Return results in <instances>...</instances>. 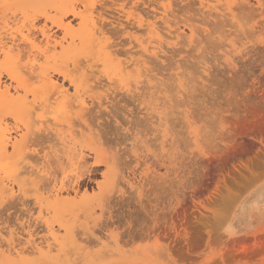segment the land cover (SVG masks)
<instances>
[{"label":"rangeland","instance_id":"rangeland-1","mask_svg":"<svg viewBox=\"0 0 264 264\" xmlns=\"http://www.w3.org/2000/svg\"><path fill=\"white\" fill-rule=\"evenodd\" d=\"M9 1L0 0V6L4 5L5 2L11 4L13 0ZM200 1L186 0V2L182 3L180 0H142V2H137L138 6L133 0H80L78 2L74 0V2L78 3L77 5H79L81 11H83L86 20L92 21L99 26H102L104 23V26H106L105 30L107 31L105 37L113 48L111 49L110 47L112 51L109 50L110 58L109 56L107 57L109 61L104 63V59L98 55L99 53L96 49L95 51L92 48L89 49L81 46L83 48L82 51L85 48L87 49L85 51L90 50L88 53L92 56L88 53L89 58L85 53L81 55V48L79 47L81 43L78 41L76 43L78 46L76 47L80 48H77L80 54L72 56L73 53H69V56L66 55L64 60L59 59L60 61L63 60V62L58 61L59 64L64 63L65 65V60H68L69 64L67 63V66L69 65L70 69L74 63L78 62L83 66H87V68L81 67L82 70H86L87 76L90 74L87 71L92 72V69L96 73L95 78L93 72L91 73L93 77L89 75V78L88 76L89 79L94 78V80L88 79V86L85 89L86 91L89 88L88 90L90 91L87 90L86 93L89 96H84L86 104L88 103V109H90L88 111L89 117L85 116L88 119L84 118L81 121L79 118H75L81 113L79 111L80 108L76 106L74 107L78 108V110L75 109V111L79 113H76L72 107L70 111H73V114L75 112L76 115L75 117H69L71 113L69 108L61 102L57 103L59 104L57 107L55 103L50 105L42 99L38 100L39 98H36L35 100L32 93L25 95L26 92L23 89H20L18 94H14L13 92L14 98H17L16 100L22 99L23 103H25L18 108L12 107L11 104L7 106L8 101L0 100V125L8 133H11V137H17L18 133L27 134L33 131V133L39 134V136L36 135L39 137H37L38 141L52 138L53 142L56 140L59 142V144L57 142L56 144L54 143L56 146L51 140L48 142L44 141L45 144L42 142L41 145V141L37 143L33 140V143L36 144L21 153L23 160H25L21 163L23 167L28 163L41 167L40 163L43 160L41 157L47 153L46 151H49V145L53 148L57 147L54 148L56 151L58 149L55 155L51 154L55 156L53 159L51 155V157L48 156L50 162L52 161L51 163H53L58 158L59 160L63 159V162L65 161V165L61 164L62 166H59V160L57 161V163L59 162L58 166L55 163L56 161L54 162L55 164H49L51 168L52 165L58 168L57 170L56 167L55 169H48L49 174L51 172L50 176L48 175L47 177L49 179L46 178L47 180L45 179L44 181L37 179L40 180V185L43 182V187L38 186L37 180L30 179L25 174H22L24 170L19 165H17L19 168L13 165L16 171L18 169L19 172H22L20 174L24 175H21L19 179H17V173H14V175L9 171H7V173L9 172L8 174L0 171V181L9 188L13 187L15 189V196L1 193L2 190H0V196L2 197L0 198V264H42L46 260L49 262L46 261L48 264H264V0H246L243 2V5L247 2L245 6L242 3L239 4V1L236 6L232 0H229V2L228 0H202L203 6ZM205 2L207 7L205 6ZM7 5L0 8V25L3 23L1 21L3 20V15L1 14L4 13L6 15L9 12L2 11L1 9H4ZM164 5L168 6L167 16L169 17L167 19L170 22L165 20L167 24L169 22L168 26H166V23L160 22V18L157 17V15L160 16L158 13ZM239 5H242L244 8L241 7L244 10ZM215 6H218V8ZM230 6H232L233 10L239 8L238 11L234 10L237 19L229 15L227 9ZM181 9H185V11ZM48 11L50 17L54 19L56 17L55 11L53 9H49ZM170 12H172V15ZM138 14H141L144 19V26L141 29L137 27ZM153 14L157 17L156 19L153 17L155 20L150 18ZM195 14L197 15L194 17ZM201 14L205 15V17L201 16ZM10 15L9 17L12 19L13 15ZM19 16L22 17L20 14ZM238 16H240L239 19L242 17V21L245 18L246 24L242 23V25V21L238 19ZM16 17L18 18V16ZM17 18L13 16V19L16 20ZM116 18L118 19L116 20ZM149 19L154 20L155 23L158 19L157 27L160 28L159 43L162 42L159 47L161 45L163 47L159 48L160 50L157 48L156 50H152V46L158 47V44L155 42L156 38L152 39V34L146 30ZM118 20L123 25V27H120L122 30L124 29L123 31L118 29L119 26L117 27L118 30L114 29L117 24L111 27L112 25L110 26L108 23L117 22ZM8 21H11L10 18ZM17 21L19 22V20ZM21 21L22 18L20 19ZM66 21H71L74 30L79 27V19L67 17ZM172 21L177 22L176 25L173 22L174 26H172ZM18 22L12 20L10 24L11 26L15 24L13 27L16 25L21 26L22 24ZM44 24L45 20L43 18H40L36 22L37 28H42ZM132 24H134V27ZM47 25L52 26V23L49 21ZM1 26L0 29H2ZM169 28L172 32L170 35L168 33ZM234 28L235 30L239 28L238 31L236 30L237 33ZM22 30L24 34H28L27 28H22ZM175 30L176 33L186 35H183L185 38L181 34H174ZM2 31L4 30H0V34ZM51 33L55 34L57 40L62 41L64 46L71 43L70 36L64 38V34L56 27L52 28ZM211 33L214 34L211 35ZM245 33L247 34L244 35ZM35 34L34 37L39 38L37 40L39 42L41 36L36 32ZM177 35H179L178 38ZM173 37L174 39H172ZM226 37L230 39L227 38L224 41ZM223 42L227 44L225 43L226 45H224ZM137 43L140 44V47ZM19 44H22V42H19ZM147 47L151 48H149V53L145 54L143 49ZM25 53L26 51L21 53V55H25ZM58 53H61L60 47L58 48ZM143 54H145V57ZM62 55L64 54L62 53ZM23 56L22 62H20V66L22 67L30 60L28 56ZM94 56L96 57L93 58ZM64 57L65 55L61 58ZM38 59L40 63L44 61L42 57H38ZM85 60L87 63H83ZM134 60H146L147 64L142 68V71L135 72V75H130L136 70L135 65H133L135 63ZM49 62L50 65L53 63V61ZM88 62L91 65H88ZM3 63V58H1L0 65ZM56 64L58 65L57 62ZM126 66H129V68H126ZM147 68L149 73L145 71ZM98 71L100 73L102 71V74L98 73ZM130 71L132 72L130 73ZM1 72L2 80L5 84L16 85L15 82L9 79L6 72L0 69ZM50 72L53 80L57 79L58 85L65 84L64 89L69 87V92L73 95L74 89L69 81L64 79L58 72H54L53 69ZM122 72L124 74L127 73L125 74L127 77L125 75L122 77ZM142 72L144 76L141 74ZM154 75H156L157 79L153 78ZM105 76L113 77V81L109 83ZM99 77L100 80H98ZM101 80H103L102 83ZM99 82L102 86H100ZM161 82L162 84H160ZM104 83L106 85L108 83V85L103 86ZM110 84L111 86H109ZM180 85H182V89ZM118 86L121 88L119 89ZM102 87L106 88L102 89ZM158 88L160 89L158 90ZM161 90L163 93H160ZM129 91L130 94L127 93ZM183 92L184 94H182ZM92 96L93 98L96 96L95 100ZM24 97L30 102V106H26ZM99 100L103 104L102 107L98 104L100 103ZM51 102H54V100L51 99ZM180 103H182V106ZM171 107L173 108L170 109ZM93 109L94 112H92ZM176 110L179 113L185 111L187 113L185 112L180 115L177 114ZM24 111L27 113H24ZM63 111L67 112L64 113ZM258 114H260V117ZM262 114L263 116H261ZM96 115L101 117L97 119ZM90 116L94 120L96 119V121L94 122ZM179 116L183 119H179ZM72 117L74 118L73 120L71 119ZM262 117L263 119H261ZM90 119L94 122H92L93 125L96 124L98 126L99 123L102 127L100 129L96 126V131L101 130V133H104L105 136L107 135L103 137L110 138L108 141L112 142L103 139V145L106 147H98V153L92 151L91 147L84 146L85 144L80 145V143H77L75 148L73 147L74 141L72 139L81 142L82 138L80 139L78 134V131L82 127L81 124ZM138 120L141 122V127L137 124ZM73 121H76L78 124ZM80 121L81 124H79ZM145 121L147 122L145 123ZM72 122L76 127L72 125ZM135 122H137V127H135ZM160 122L163 123H161V125H164L163 127L159 126ZM89 124H91L90 121ZM170 126L174 129L170 128ZM138 127L141 132L136 130ZM72 129L76 130L75 135L70 132H73ZM102 129L107 134L105 131L102 132ZM130 130L137 131L141 138L139 136L136 137L135 132L132 131L134 132L132 133ZM108 132L112 134L109 136ZM40 134L43 137L44 135H48L49 137L42 139ZM85 134L88 135L89 133L86 131ZM119 135L123 138L121 136L122 139L119 138ZM125 136L127 137L124 138ZM62 138L69 139L65 142ZM134 139H136V142L133 146H138V148L131 149L132 146L130 144H133L132 140ZM138 139L140 141L143 140L144 143ZM105 140L107 143H105ZM116 140H119L121 146L117 144L118 142H114ZM77 145L79 147L82 146L83 154ZM62 146H65L63 149L66 152L62 150L65 155L63 153L60 154V158L58 155L61 153ZM76 147L79 148V151ZM42 148L44 149L42 150ZM108 148L114 153L121 149L119 153L121 152L124 158L122 157L119 160H121L120 163L124 162L125 165L123 163L119 166L118 159L114 163L107 165V157L112 152L111 150V152H108ZM11 149L9 152H11ZM69 149H73L75 152ZM122 149L125 150H123L125 152L123 154ZM77 151L82 154L83 160L79 159L81 157L80 154L77 155L79 156L77 158L78 161L76 160L75 157L77 156L75 154ZM112 154L108 157L111 159L109 162L115 160ZM104 160L106 161L104 162ZM39 161L41 162L38 163ZM68 163L72 164V166ZM79 163H85L86 166H84L88 170ZM73 164L80 165L81 167L74 166ZM111 167L114 170L112 172ZM115 167L116 170L114 169ZM95 168L97 169L93 171ZM106 172L107 174H105ZM53 176L55 179L58 178L59 182L63 181L67 189L70 188L69 191L73 190L74 192L75 189V191L79 192L80 196L78 195V198L76 197L75 199L79 203V206L74 207L71 202H66L64 207L61 204V212L52 208L54 212L50 207L46 206V201L42 195L46 196L47 186L50 187L52 185ZM72 176L75 177L73 178ZM82 176L85 177L83 178ZM28 179L29 181H26ZM18 181L23 186L22 191H20L21 189L18 190ZM32 183H35L38 187L36 185L33 186ZM41 187L46 189L45 192L42 193L40 191ZM71 187L74 188L72 189ZM135 188L137 189L136 191ZM37 189H39L38 192L40 191V193L37 192ZM73 192L71 191L70 199L69 197H65L67 196L66 194L64 198L72 200L74 198ZM102 198H104V201ZM47 208L52 211L47 210ZM77 208L79 211H72V209ZM67 210L73 212V214H70ZM101 210H103V213ZM60 217H63V219H59ZM47 224L53 226V233L59 239L54 240L52 238V232L47 228ZM175 224L177 225L175 226ZM168 226L171 227L169 228ZM181 230L183 232H180ZM28 232H31L32 236ZM67 233L73 234V236H68ZM84 233H92L93 235L90 234L92 240L88 239V236L85 237V235L89 234L84 235ZM108 235L109 237H107ZM114 235L116 236L115 238H113ZM74 236H76V239L79 238L78 240L75 239L76 242L74 241ZM133 240L135 241L133 242ZM101 244L102 246L105 244V248ZM48 245L51 246V253L48 254L44 249L42 254H33V246L47 248ZM17 250L24 251L23 257L19 262L13 263L10 260L14 259V257L10 256V254ZM39 256L42 259L45 258V260L43 261ZM35 259L37 260L36 262ZM46 262L43 264H47Z\"/></svg>","mask_w":264,"mask_h":264},{"label":"bare ground","instance_id":"bare-ground-1","mask_svg":"<svg viewBox=\"0 0 264 264\" xmlns=\"http://www.w3.org/2000/svg\"><path fill=\"white\" fill-rule=\"evenodd\" d=\"M9 0H7V2H8ZM76 2H78V1H80V0H75ZM82 1V0H81ZM119 1V0H118ZM126 1H128V0H126ZM133 1H135L134 3L135 4H137L138 5V3L137 2H142V0L140 1V0H133ZM167 1H169V0H167ZM182 1V3L183 2H186V0H180V2ZM233 1V3H235V5L236 4H238V1H239V4H241L242 3V5H243V2H245L246 0H232ZM10 2V1H9ZM76 2H74V0H13L12 1V3L10 4V3H6L5 2V4L4 5H2V6H0V8L1 7H3V6H5V5H7L6 7H4V9L2 8L1 10L2 11H4L5 10V12H7V11H9L8 13H6V15L3 13V14H1V15H3V20H1V21H3V23H1V25H3V26H1L2 27V29H0V30H4V31H2V33L0 34V60H1V58H3V64L2 65H0L1 67H0V69L2 70V71H4V72H6L7 73V75H8V77H9V79L12 81V82H15V86H13L12 84H9V85H7V84H5V82H3V80H2V72L0 73V100H6V101H8L9 103V105L7 104V106H10V104L12 105V107H14V108H18V107H20V106H22V105H24L25 103H23V100L22 99H20L19 101L18 100H16L15 98H14V94H18L19 93V90L20 89H23L25 92H26V94L25 95H28V93H32V96H33V98L36 100V98H39L38 100H43V101H45V102H47V103H49L50 105H52L53 103H55V104H57L58 102H61L63 105H65L66 107H68L69 108V111H70V109H72V107H73V109H74V111H75V109H77L78 110V108H80V112L81 113H79L78 111V113H79V115L78 116H76L75 117V112H74V114L72 113L73 111H70L69 113H70V115H69V113H68V115H69V117L70 116H73V117H75L76 119H80L81 121H83L82 119H84V118H86L85 116H88V111L90 110V109H88L89 107H88V103L86 104V98L84 99V96H89V95H86V93H87V90L89 89H87L86 91H85V89L87 88V84H88V81L89 80H94V78H95V75H96V73L93 71V69H92V72H93V75H94V78L93 79H89L90 78V76H92L93 77V75H91V71H87V72H90V76H89V78H88V76H87V74H86V70H85V72H83L84 70H82V66L83 65H81L79 62H78V60H76L79 64H80V66H79V64L78 63H74V62H72V63H74V65H73V67H74V69H72L73 67H71V69L69 68V65L67 66V63L69 64V62H67L66 60H65V62H66V64L64 65V63H60L59 64V62H63V60L66 58V55L67 56H69V53L70 54H72V56H75V55H79L80 53H81V55H83V53H85V54H87L90 50H88V51H85V50H87L86 48H92V50H97V52L99 53L98 55H100L101 56V58H103L104 59V63H106V62H108L109 60H107V57L109 56V58H110V52H109V50L110 51H112L111 49L113 48L112 47V45H110V43L108 42V40L106 39V34H107V31L105 30V27L106 26H104V23H103V25L102 26H99V25H97V24H95L94 22H92V21H89V20H86L85 19V17H84V13H83V11H81V9L79 8V5H77L78 3H76ZM114 2V1H113ZM188 2H190V1H188ZM187 2V3H188ZM201 2V4L203 5V1L201 0L200 1ZM228 2H229V0H228ZM259 2V1H258ZM1 3V2H0ZM81 3V2H80ZM115 3V2H114ZM145 3V2H144ZM187 3H185V4H187ZM247 3V2H246ZM246 3H244V5L243 6H245V4ZM122 4H124V2H122ZM248 4H249V2H248ZM115 5V4H114ZM183 5V4H182ZM221 5V4H220ZM227 6H228V4H226ZM232 5V4H231ZM241 5V6H242ZM250 6H251V4H249ZM248 5V6H249ZM253 5V4H252ZM139 6V5H138ZM178 6V5H177ZM204 6V5H203ZM205 6L207 7V5H206V2H205ZM237 6V5H236ZM240 5H239V7H241ZM242 6V7H243ZM122 7H123V5H122ZM121 7V8H122ZM150 7V6H149ZM182 7V6H181ZM186 7V6H185ZM215 7H217L218 8V6H215ZM222 7H225L224 5H222ZM232 6H230L228 9H227V11L229 12V15H231L232 16V18H236V15H235V13H234V10L236 11H238V9L237 8H235L234 10L231 8ZM235 7V6H234ZM241 7V8H242ZM147 8V7H146ZM190 8H192L191 6H190ZM194 8V7H193ZM221 8V7H220ZM244 8V7H243ZM242 8V9H243ZM49 9H53V11H55V14H56V17L53 19L52 17H50V13H49ZM176 9V8H175ZM188 9V8H187ZM222 10H223V8H221ZM225 9H226V7H225ZM242 9H240L241 10V12H243V10ZM248 9H249V7H248ZM123 10H124V8H123ZM139 10V9H138ZM182 11L184 10L185 11V9H181ZM199 10V9H198ZM203 10V9H202ZM250 10V9H249ZM1 11V12H2ZM118 11V10H117ZM205 11V10H204ZM208 11V10H207ZM212 11V10H211ZM258 11V10H257ZM122 12V11H121ZM200 12H201V10H200ZM206 12V11H205ZM204 12V13H205ZM240 12V13H241ZM250 12V11H249ZM256 12V11H255ZM254 12V13H255ZM11 15H10V14ZM120 13V12H119ZM171 13V15H172V12H170ZM208 13V12H207ZM262 13V12H261ZM19 14L20 15H22V17H20L19 16ZM158 14H160V16H158L157 15V17H159L160 19H159V21L160 22H162V23H166L167 24V21H169L168 19H167V17H169V16H167L168 15V6L167 5H164L163 6V8H162V10L161 11H159V13ZM198 14V13H197ZM197 14H195L194 15V17L197 15ZM238 14V13H237ZM242 14V13H241ZM245 14H246V12H245ZM9 15L10 16H14L15 18H17L16 16H18V18L15 20V19H13V16H12V19H11V17H9ZM170 15V14H169ZM203 14H201V16H202ZM247 15H249V14H247ZM5 16H8L9 18H10V20L12 21H16V22H18L17 20H19V22L18 23H21L22 25L21 26H15V27H13V25H15V24H17V23H15V24H13L12 26H11V21L9 22L8 20H9V18L8 17H5ZM114 16V15H113ZM121 16V15H120ZM119 16V17H120ZM152 16V15H151ZM209 16V15H208ZM208 16H206V17H208ZM220 16V15H219ZM225 16V15H224ZM230 16V17H231ZM240 16H244V15H240ZM240 16H238V19L240 18ZM255 16V15H254ZM67 17H73L74 19H79L80 20V23H79V27L76 29V30H74V27H73V25H72V23H71V21H69V22H65V19H67ZM150 17V16H149ZM157 18L154 14H153V16L152 17H150V18ZM203 17H205V15H203ZM210 17V16H209ZM213 17V16H212ZM222 17V16H221ZM221 17H220V19H221ZM229 17V16H228ZM22 18V21L20 22V19ZM40 18H43L44 20H45V24H44V26L41 28H37V26H36V22L40 19ZM153 18V19H154ZM166 18V19H165ZM171 18V17H170ZM215 18V17H214ZM223 18V17H222ZM225 18V17H224ZM118 18H116V20H117ZM154 19V20H155ZM205 19H208V18H205ZM204 19V20H205ZM237 19V18H236ZM120 20V19H119ZM119 20L116 22V21H113V22H108L109 24H110V26L111 27H114L116 24V28L114 27V29L115 30H118V29H121L120 27H123V25L120 23L121 22V20H120V22H119ZM148 20V19H147ZM154 20H150L149 19V21H148V24H147V28H146V30L149 32V33H151L152 34V39H155L156 38V40H155V42H156V44H158V47H154V46H152V50H156V48L157 49H159V48H161L162 47V45H161V47H159V45L162 43H159L160 42V36H159V33H160V31H159V27H157V25H158V19H157V21H156V23H155V21ZM165 20H167V21H165ZM191 20V19H190ZM217 20L219 21V18L217 17ZM216 20V21H217ZM223 21H225L224 19H222ZM239 20H241L242 21V17H241V19H239ZM51 22L52 23V26H48L47 25V23L48 22ZM229 21V20H228ZM249 21H250V19H249ZM116 22V23H115ZM170 22V21H169ZM169 22H168V24H169ZM173 22L174 21H172V26H174L173 25ZM181 22V21H180ZM187 22V21H186ZM247 22H248V20H247ZM13 23V22H12ZM131 23V22H130ZM138 28L139 29H141L143 26H144V19H143V16L141 15V14H138ZM175 23V22H174ZM177 23V22H176ZM176 23H175V25H176ZM224 23V22H223ZM244 24L245 23V18H243V21L241 22V24ZM115 24V25H114ZM135 24V23H134ZM134 24H132L133 25V27H134ZM168 24L166 25V26H168ZM214 24V23H213ZM242 24V25H243ZM246 24V23H245ZM108 25V24H107ZM114 25V26H113ZM171 25V24H170ZM188 25V24H187ZM190 25V24H189ZM215 25V24H214ZM229 25H230V23H229ZM231 25H232V23H231ZM11 26V27H10ZM119 26V28L117 29V27ZM165 26V27H166ZM192 26V25H191ZM190 26V27H191ZM217 26V25H216ZM215 26V27H216ZM53 27H56L58 30H60L63 34H64V38L65 37H67V36H70V38H71V43L69 44V45H67V46H64L63 45V42L62 41H58L57 40V38H56V36H55V34H52L51 33V31H52V28ZM108 27H109V25H108ZM128 27V26H127ZM230 27V26H229ZM22 28H27V31H28V34H24L23 33V30H22ZM166 28H168V27H166ZM165 28V29H166ZM189 28V27H188ZM138 29V30H139ZM233 29V28H232ZM238 29L239 28H237L236 30L238 31ZM241 29V28H240ZM124 30V29H123ZM122 29H121V31H123ZM168 30V29H167ZM194 30V29H193ZM234 30H235V28H234ZM235 30V32L237 33V31ZM120 31V32H121ZM170 28H169V30H168V33H169V35L170 34H172V32L170 31ZM179 31V30H178ZM177 31V32H178ZM203 31V30H202ZM223 31V30H222ZM35 32L36 33H38V34H40L39 36H41V39H40V41L39 42H37V40L39 39V38H37V37H34L36 34H35ZM190 32V31H189ZM192 32V31H191ZM219 32V31H218ZM225 32V31H224ZM226 32H228V31H226ZM245 32V31H244ZM144 33H146L145 31H144ZM238 33H240V32H238ZM251 33V32H250ZM34 34V35H33ZM174 34H179V33H176V30H175V32H174ZM182 36L184 35V34H182V33H180ZM179 34V35H180ZM212 34H214V33H211V35ZM223 34V33H222ZM227 34V33H226ZM233 34H234V32H233ZM232 34V36H234ZM241 34V33H240ZM247 33H245L244 35H246ZM252 34V33H251ZM250 34V35H251ZM257 34V33H256ZM3 35V36H2ZM161 35V34H160ZM179 35H177V38L179 37ZM231 35V34H230ZM243 35V34H242ZM38 36V35H37ZM182 36H180L181 38H182ZM184 36H186V35H184ZM183 36V37H184ZM227 36V35H226ZM229 36V35H228ZM240 36V35H239ZM170 37V36H169ZM195 37V36H194ZM208 37V36H207ZM230 37V36H229ZM247 37H248V35H247ZM63 38V39H64ZM185 38V37H184ZM206 38V37H205ZM228 37H226V38H224V41H226V39H227ZM236 38H238L237 36H236ZM62 39V38H61ZM169 39H171V38H169ZM172 39H174V37L172 38ZM176 39V38H175ZM183 39V38H182ZM203 39H204V37H203ZM228 39H230V38H228ZM234 39V38H233ZM242 39V38H241ZM194 40V39H193ZM215 40V39H214ZM216 40H217V38H216ZM215 40V41H216ZM78 41L81 43H79L80 45H79V47L81 48H79V47H76V46H78L76 43H78ZM146 41V40H145ZM182 41V40H181ZM195 41V40H194ZM229 41H232V40H229ZM19 42H22V44H19ZM151 42H153L154 43V41H152L151 40ZM233 42V41H232ZM243 42V41H242ZM144 43V42H143ZM202 43V42H201ZM200 43V44H201ZM224 43V42H223ZM226 43V42H225ZM224 43V45H226ZM234 43H235V41H234ZM25 46H24V45ZM139 43H137V45H138ZM178 44V43H177ZM182 44V43H181ZM186 44V43H185ZM214 44V43H213ZM217 44V43H216ZM220 44V43H219ZM231 44V43H230ZM135 45V44H134ZM147 45V44H146ZM197 45V44H196ZM199 45V44H198ZM221 45V44H220ZM223 45V44H222ZM24 46V47H23ZM86 47L85 48V50L84 51H82V47ZM115 46H119V45H115ZM150 46V45H149ZM157 46V45H156ZM200 46V45H199ZM206 46V45H205ZM228 46H230V45H228ZM232 46V45H231ZM60 47V50H61V53L59 54L58 53V48ZM110 47H111V49H110ZM137 47V46H136ZM139 47H140V44H139ZM154 47V48H153ZM196 47V46H195ZM80 49V51L78 50V49ZM94 48V49H93ZM149 48H151V47H147V48H144L143 49V52L146 54V53H149V51H150V49ZM163 48V47H162ZM191 48H193V47H191ZM204 48V47H203ZM222 48V47H221ZM205 49V48H204ZM207 49V48H206ZM95 50V51H96ZM160 50V49H159ZM196 50V49H195ZM213 50V49H212ZM24 51H26V53H25V55L24 54H22L21 55V53H24ZM94 51V52H95ZM139 51V50H138ZM166 51V50H165ZM76 52V53H75ZM80 52V53H79ZM97 52H96V55H97ZM114 52V51H113ZM115 52H116V50H115ZM62 53L65 55V57L64 58H61L62 56H64V55H62ZM112 53V52H111ZM160 53V52H159ZM207 53V52H206ZM89 55H91L90 53H88ZM88 54H87V57L89 58V56H88ZM95 54V53H94ZM117 54V53H116ZM133 54V53H132ZM145 54H143V56L145 55ZM157 54V53H156ZM201 54V53H200ZM203 54V53H202ZM28 56V58H30V60H29V62L27 63V64H25V66H20V62H22L21 61V59H22V56ZM61 55V56H60ZM112 55H113V53H112ZM150 55H152V54H150ZM205 55V54H204ZM203 55V56H204ZM213 55V54H212ZM23 56V57H24ZM86 56V55H85ZM92 56V55H91ZM143 56H142V58H143ZM148 56V55H147ZM146 56V57H147ZM153 56V55H152ZM158 56H159V54H158ZM197 56V55H196ZM38 57H42V59L45 61H43V62H39V59H38ZM96 56H94L93 58H95ZM145 57V56H144ZM86 58V57H85ZM87 58V59H88ZM201 58V57H200ZM203 58H205V57H203ZM59 59H63V60H59ZM82 60H84V59H82ZM89 60V59H88ZM146 60H148V59H146ZM146 60H137V61H135V63L133 64V65H135V67H136V70L135 69H133V70H135V71H130V75H135L136 73L135 72H140V71H142L143 69L142 68H144V66L147 64V61ZM196 60V59H195ZM49 61H53V63L50 65V62ZM59 61V62H58ZM70 61V60H69ZM80 61V60H79ZM92 61V60H91ZM133 61V60H132ZM151 61V60H150ZM56 62L58 63V65L56 64ZM84 62H86V60L85 61H83V63ZM143 62V63H142ZM55 63V64H54ZM87 63V62H86ZM90 62H88V65H91V64H89ZM142 63V64H141ZM5 64V65H4ZM61 64H63V65H61ZM149 64V63H148ZM181 64V63H180ZM194 64V63H193ZM197 64H199V63H197ZM50 65V66H49ZM66 66V67H65ZM132 66V65H131ZM149 66H150V64H149ZM199 66V65H198ZM83 67H86L87 68V66H83ZM89 67V66H88ZM153 67V66H152ZM203 67V66H202ZM90 68H91V66H90ZM93 68V67H92ZM126 68H129V66L127 67L126 66ZM154 68V67H153ZM201 68V67H200ZM53 69V71L54 72H58V74H61V76H63V78L64 79H66V80H68L69 81V83L71 84V86L73 87V89H74V93H73V95H71L70 94V92H69V90H70V88L68 89V88H65L64 89V85L62 84H60V85H58L59 83L56 81H54L53 80V77H52V75H51V72H50V70H52ZM141 69V70H140ZM118 70V69H117ZM156 70V69H155ZM147 73H149V70H148V68H147V70H145ZM187 71V70H186ZM76 72V73H75ZM117 72V71H116ZM124 72H125V70H124ZM124 72H122L123 73V75H122V77L125 75V74H127V73H125L124 74ZM129 72V71H128ZM152 72V71H151ZM189 72V71H188ZM98 73H100L99 71H98ZM190 73V72H189ZM100 74H102V71H101V73ZM129 74V73H128ZM142 75L144 74L143 72L141 73ZM4 75V74H3ZM99 75V74H98ZM113 75V74H112ZM118 75V74H117ZM116 75V76H117ZM141 75V76H142ZM102 76H104V75H102ZM111 76V75H110ZM110 76H105V77H107V81L109 82V83H111V81H113V77H110ZM144 76V75H143ZM91 77V78H92ZM101 77V76H100ZM100 77H99V79L98 80H100ZM118 78H119V76H117ZM125 77H127L126 75H125ZM150 77V76H149ZM205 77V76H204ZM102 78V77H101ZM117 78V79H118ZM147 78H148V76H147ZM153 78H156V75H154L153 76ZM89 79V80H88ZM116 79V78H115ZM157 79V78H156ZM88 80V81H87ZM97 80V81H98ZM121 80H123V79H121ZM154 80V79H153ZM186 80V79H185ZM65 81V80H64ZM67 81V82H68ZM86 81H87V83H86ZM106 81V82H107ZM162 81V80H161ZM103 82V80H101V83ZM105 82V81H104ZM116 82H118V81H116ZM115 82V83H116ZM119 82H120V80H119ZM141 82V81H140ZM151 82V81H150ZM163 82V81H162ZM162 82L160 83V84H162ZM178 82H179V80H178ZM58 83V84H57ZM68 83V84H69ZM92 83H93V81H92ZM113 83V82H112ZM121 83V82H120ZM180 83V82H179ZM86 84V85H85ZM98 84V83H97ZM99 84H100V82H99ZM122 84V83H121ZM163 84H165V83H163ZM167 84V83H166ZM90 85H92L91 83H90ZM94 85V84H93ZM106 84L104 83L103 84V86H105ZM107 85H108V83H107ZM106 85V86H107ZM120 85V84H119ZM124 85V84H123ZM100 86H102L101 84H100ZM100 86H98L99 88H100ZM109 86H111V84L109 85ZM158 86H159V84H158ZM177 86V85H176ZM181 86V89L183 88L182 87V85H180ZM66 87V86H65ZM93 87V86H92ZM97 87V88H98ZM119 87V89L121 88L120 86H118ZM117 87V88H118ZM153 87H155L154 85H153ZM162 87V86H161ZM167 87V86H166ZM170 87V86H169ZM172 87V86H171ZM179 87V86H178ZM96 88V87H95ZM104 88H106V87H104ZM103 87H102V89H104ZM124 88V87H123ZM137 88V87H136ZM157 88V87H156ZM184 88H186V87H184ZM190 88V87H189ZM208 88V87H207ZM94 89V88H93ZM118 89V90H119ZM154 89V88H153ZM160 88H158V90H159ZM180 89V88H179ZM92 90V89H91ZM96 90V89H95ZM109 90H111V89H109ZM138 90H139V88H138ZM157 90V89H156ZM157 90V91H158ZM209 90V89H208ZM89 91V90H88ZM117 91V90H116ZM120 91V90H119ZM171 91V90H170ZM180 92H181V90H179ZM178 91V93H180ZM13 92H14V94H13ZM52 92V93H51ZM53 92H54V97H53ZM90 92V91H89ZM88 92V93H89ZM92 92V91H91ZM106 92V91H105ZM110 92V91H109ZM126 92V91H125ZM156 92V91H155ZM72 93V92H71ZM127 93H129L130 94V91L129 92H127ZM157 93V92H156ZM160 93H163L162 92V90L160 91ZM52 94V95H51ZM90 94H92V93H90ZM105 94H107V93H105ZM111 94V93H110ZM159 94V93H158ZM182 94H184V92L182 93ZM112 95V94H111ZM135 95V94H134ZM52 96V97H51ZM105 96H107V95H105ZM130 96V95H129ZM56 97V98H55ZM109 97V96H108ZM169 97V96H168ZM25 98V101H26V106H30L29 104H30V102L29 101H27V99H26V97H24ZM23 98V99H24ZM92 98H93V96H92ZM91 98V99H92ZM94 98H96V96L94 97ZM93 98V99H94ZM99 98V97H98ZM141 98H142V96H141ZM51 99H53L54 100V102H51ZM100 99V98H99ZM102 99V98H101ZM137 99V98H136ZM186 99V98H185ZM15 100V101H14ZM95 100V99H94ZM115 100V99H114ZM175 100V99H174ZM179 100H180V98H179ZM43 101H42V103H43ZM108 101V100H107ZM29 102V103H28ZM35 102V101H34ZM96 102V101H95ZM99 102H100V100H99ZM116 102V101H115ZM163 102V101H162ZM176 102V101H175ZM27 103H28V105H27ZM113 103V102H112ZM33 104V103H32ZM96 104V103H95ZM94 104V105H95ZM99 104V106L100 107H102V103L100 102V103H98ZM97 104V105H98ZM178 104V103H177ZM182 103H180V105H181ZM58 105L59 104H57L56 106L58 107ZM61 105V104H60ZM96 105V106H97ZM170 105V104H169ZM44 106H46V105H44ZM65 106H64V108H65ZM74 106H76V107H78V108H75ZM87 106V107H86ZM161 106V105H160ZM182 106V105H181ZM196 106H198L197 104H196ZM11 107V109H13ZM47 107V106H46ZM48 107H50V106H48ZM59 107H61V106H59ZM71 107V108H70ZM169 107V106H168ZM173 107H175V106H173ZM173 107H171L170 109H172ZM56 108V107H55ZM62 108V107H61ZM68 108H67V110H68ZM91 108V107H90ZM94 108V107H93ZM98 108V107H97ZM162 108H164V107H162ZM166 108V107H165ZM203 108V107H202ZM86 109H88V110H86ZM101 109V108H100ZM181 109V108H180ZM60 110V109H59ZM66 110V109H65ZM194 110V109H193ZM199 110V109H198ZM177 112H178V110H176ZM182 111H183V109H182ZM64 112V111H63ZM65 112H67V111H65ZM64 112V113H65ZM76 112V113H77ZM92 112H94V109L92 110ZM97 112H98V110H97ZM163 112H164V110H163ZM186 113H187V111H185ZM185 112H178L177 114H184ZM201 112H202V109H201ZM24 113H27L26 111H24ZM91 115H92V113L91 112H89ZM192 113V112H191ZM200 113V112H199ZM198 113V114H199ZM33 114V113H32ZM73 114V115H72ZM170 114H171V112H170ZM31 115V114H30ZM150 115H152V114H150ZM174 115L175 116H177L176 115V113H174ZM187 115V114H186ZM185 115V116H186ZM194 115H196V114H194ZM260 114H258V116H259ZM67 116V115H66ZM97 116V115H96ZM183 116V115H182ZM188 116H189V114H188ZM193 116V115H192ZM197 116V115H196ZM195 116V117H196ZM258 116H257V118H258ZM261 116H263V114L261 115ZM25 117V116H24ZM71 118L72 120L74 119V118ZM89 117V116H88ZM92 116H90V118H91ZM98 117L100 118L101 116H97V119H98ZM133 117V116H132ZM150 117V116H149ZM152 117H153V115H152ZM162 117V116H161ZM169 117V116H168ZM174 117V116H173ZM194 117V116H193ZM260 117V116H259ZM264 117V116H263ZM263 117L261 118V119H263ZM66 118V117H65ZM95 118V117H94ZM105 118V117H104ZM104 118H103V120H104ZM170 118V117H169ZM169 118H167V119H169ZM179 119L180 118H182V117H178ZM198 118V117H197ZM196 118V119H197ZM69 119V118H68ZM86 119H88V118H86ZM134 119V118H133ZM151 119V118H150ZM177 119V118H176ZM183 119V118H182ZM182 119H181V121H182ZM195 119V118H194ZM92 120L95 122L96 121V119L94 120L93 119V117H92ZM137 120V119H136ZM198 120V119H197ZM259 120H260V118H259ZM77 121V120H76ZM75 121V122H76ZM79 121V120H78ZM81 121L79 122V124H81ZM89 121H90V123L92 124V122L93 121H91V119L90 120H87V122H88V124H87V122L86 121H84V124L82 125L81 124V126L83 127V129H82V127H81V130H79L78 131V134H79V136H80V139H81V142H79V141H76L75 139H72L73 141H74V143L73 142H71V143H73V147L75 148V146H76V144L77 143H80V145H84V146H86V147H91V149H92V151H94L95 153H98V147H106V146H104L103 145V143H104V140L103 139H107V138H104L103 136H105L104 135V133H101V130L100 131H96V124L95 125H91V124H89ZM139 122L137 123V122H135L134 124H138V126L139 127H141L140 126V120H138ZM143 121V120H142ZM149 121V120H148ZM151 121V120H150ZM161 121V120H160ZM167 121V120H166ZM177 121V120H176ZM200 121V120H199ZM74 122V121H73ZM72 122V123H73ZM74 122V123H75ZM93 122V123H94ZM129 122V121H128ZM131 122V121H130ZM147 121H145V123H146ZM153 122V121H152ZM159 122V121H158ZM173 122V121H172ZM72 124V125H74L75 126V124ZM77 123V122H76ZM145 123H143V124H145ZM161 123L162 122H160V124H159V126L161 125ZM168 123V122H167ZM178 123V122H177ZM182 123V122H181ZM194 123V122H193ZM218 123V122H217ZM3 124V123H2ZM78 124V123H77ZM102 124V123H101ZM105 124V123H104ZM129 124V123H128ZM137 124H136V126L135 127H137ZM163 124V123H162ZM170 124V123H169ZM173 124H174V122H173ZM173 124H171V125H173ZM226 124V123H225ZM70 125H71V123H70ZM147 125V124H146ZM180 125V124H179ZM73 126V127H74ZM95 126V127H94ZM100 125H99V123H98V128H102L101 126L99 127ZM107 126V125H106ZM117 126V125H116ZM130 126H131V124H130ZM162 127L164 126V125H161ZM202 127H204L203 125H201ZM76 127V126H75ZM78 127V126H77ZM132 127V126H131ZM139 127L138 128H136V130H138L139 132H141V130H139ZM144 127H145V125H144ZM147 127V126H146ZM157 127V126H156ZM172 126H170V128H171ZM178 127V126H177ZM180 127V126H179ZM45 128V127H44ZM46 128H49V127H46ZM116 128V127H115ZM118 128V127H117ZM133 128V127H132ZM131 128V129H132ZM173 128V127H172ZM176 128V127H175ZM122 129V128H121ZM120 129V130H121ZM135 129V128H134ZM167 129V128H166ZM165 129V130H166ZM174 129V128H173ZM46 130V129H45ZM44 130V131H45ZM51 130V129H50ZM54 130V129H53ZM71 130V129H70ZM73 130V132L72 131H70L72 134L74 133V135H75V133H76V130H74V129H72ZM227 130V129H226ZM38 131H41V130H38ZM48 131V130H47ZM75 131V132H74ZM88 132L89 134L88 135H86L85 134V132ZM105 130H103L102 129V132H104ZM131 132L132 131H134V130H130ZM157 131H159V130H157ZM185 131V130H184ZM41 132H43V131H41ZM41 132H39V133H41ZM52 132V131H51ZM50 132V133H51ZM58 132V131H57ZM62 132V131H61ZM121 132V131H120ZM135 132V133H134ZM134 132H132V133H134L135 134V136L137 137V136H139L140 134L139 133H137V131H134ZM160 132V131H159ZM171 132V131H170ZM176 132H178V131H176ZM224 132V131H223ZM48 133V132H47ZM54 133H55V131H54ZM99 133H101V134H99ZM105 133H106V131H105ZM109 133V132H108ZM124 133V132H123ZM143 133V132H142ZM158 133V132H157ZM11 133H8L7 132V130L6 129H4V128H2L1 127V125H0V171L1 172H5V173H7V171H9L10 173L12 172L13 174L15 173H17V179H19V177L21 178V175L22 174H25L26 176H28V178H30V179H34V180H37V179H42L43 181L48 177V175L50 176V174H51V172H50V174H49V171H48V169L49 168H51L50 167V165L51 164H55L56 163V165L58 166V163L60 162V165L59 166H62L61 164H64V162L62 161L63 159H60L59 160V156H60V154H62L63 152H62V150H65V149H63L64 147L62 146L61 148H59V149H61V153H59V155H58V157H57V154H56V157L58 158V159H56L53 163H51L50 162V160H49V158H48V156H50L51 154H54L55 155V152L57 153V151H58V149H57V151H56V149L54 150V148H57V147H51L50 145L48 146L49 147V151H46L47 153H45L44 154V156L43 157H41L43 160H42V162L41 161H39L38 163H40L41 164V167L40 166H38L37 165V167L36 166H33V165H30L29 163L25 166V167H23V164H21V163H23L25 160H23V155L21 154L25 149H27V148H30V147H32L34 144H36V143H33L34 141L35 142H37V143H39V141H41V140H37L39 137V134H37V133H33V131L31 132L30 131V133L28 132L27 134H19L18 133V135H17V137L16 136H13V137H11L12 135H10ZM71 134V135H72ZM103 134V135H102ZM107 134V133H106ZM112 134V133H111ZM110 133H109V136L111 135ZM119 134V133H118ZM122 134V133H121ZM33 135V136H32ZM36 135H38V136H35ZM42 134H40V137L42 138V139H44L45 137L46 138H48L49 136L48 135H44V137H43V135L41 136ZM126 135V134H125ZM127 135H128V133H127ZM133 135V134H132ZM146 135V134H145ZM144 135V136H145ZM107 136V135H106ZM105 136V137H106ZM115 136H116V134H115ZM121 135H119V138H121L120 137ZM164 136V135H163ZM31 137V138H30ZM35 137V138H34ZM38 137V138H37ZM75 137V136H74ZM77 137V136H76ZM75 137V138H76ZM127 136H125L124 138H126ZM140 138H141V136H139ZM146 137V136H145ZM33 138V139H32ZM40 138V139H41ZM72 138V137H71ZM78 138V137H77ZM85 138V139H84ZM109 138V137H108ZM117 138V137H116ZM123 138V137H122ZM121 138V139H122ZM131 138V137H130ZM52 139V138H51ZM51 139H49V140H42L41 142H40V144L43 142L44 143V141L45 142H48V141H50ZM54 139V138H53ZM59 139V138H58ZM63 139V138H62ZM69 139V138H68ZM68 139L66 140V139H63V140H65V142H67L68 141ZM80 139H77V140H80ZM84 139V140H83ZM110 139V138H109ZM109 139H107V141L109 140ZM34 140V141H33ZM55 140H56V138H55ZM54 140V141H55ZM71 140V139H70ZM69 140V141H70ZM102 140H103V142H102ZM139 140V139H138ZM150 140V139H149ZM152 140V139H151ZM52 142H53V140H51ZM106 141V140H105ZM107 141L105 142V143H107ZM122 141V140H121ZM125 141H127V140H125ZM131 141V140H130ZM140 141V140H139ZM142 142H143V140H141ZM140 141V142H141ZM32 142V143H31ZM56 142H57V144H59V142H58V140H56L55 142H53V144L55 143L56 144ZM108 142H111V141H108ZM114 142H118L117 144H119V140L117 141H114ZM135 142H136V139H134V140H132V143L133 144H130L131 146H128V147H131V149L132 148H138V146L136 147H134L133 145L135 144ZM146 142V141H145ZM151 142V141H150ZM31 143V144H30ZM50 143V142H49ZM70 143V142H69ZM112 143V142H111ZM121 143V142H120ZM126 143V142H125ZM129 143H131V142H129ZM144 143V142H143ZM147 143H148V141H147ZM162 143V142H161ZM164 143V142H163ZM45 144V143H44ZM54 144V145H55ZM149 144V143H148ZM173 144V143H172ZM42 145V144H41ZM63 145V144H62ZM103 145V146H102ZM120 145V144H119ZM146 145V144H145ZM155 145V144H154ZM163 145V144H162ZM38 146V145H37ZM56 146V145H55ZM69 146H70V144H69ZM78 146V145H77ZM121 146V145H120ZM148 146V145H147ZM152 146V145H151ZM156 146V145H155ZM79 147V146H78ZM10 148H12L11 149V152H12V154H10L11 152H9L10 151ZM45 148H46V146H45ZM72 148V147H71ZM73 148V149H74ZM77 148V147H76ZM80 149L82 148V146H80L79 147ZM79 148H77L78 149V151H79ZM84 148V147H83ZM112 148V147H111ZM174 148V147H173ZM44 148H42V150H43ZM73 149H69V150H73ZM129 149V148H128ZM154 149V148H153ZM157 149V148H156ZM166 149H167V147H166ZM169 149V148H168ZM75 150V149H74ZM73 150V151H74ZM108 150H109V148H108ZM111 150V149H110ZM108 151V152H111V151ZM121 150V149H120ZM119 150V151H120ZM123 150L124 149H122V154L123 153H125V152H123ZM137 150V149H136ZM135 150V151H136ZM52 151V152H51ZM60 151V150H59ZM78 151H77V153L75 154V153H73V154H75L76 156L77 155H79L80 154V156L81 157H79V156H77V157H75L76 158V160H77V158L79 157V159H82L83 158V156H82V149H81V153H78ZM106 151V150H105ZM115 151V150H114ZM119 151H117V152H111V153H113L112 154V157L114 156V158L113 159H115L114 161H110L109 162V160H111V159H109L108 157L111 155V153H109V156L107 157V161L109 162H107L106 160H104V162L106 161V163H107V165L108 164H110V163H114L115 161H116V159H118L117 161H119V166H120V164L122 165L123 163H120V161L121 160H119L120 158L122 159V157L124 158V155H121V152L119 153ZM125 151V150H124ZM128 151V150H127ZM126 151V152H127ZM130 151V150H129ZM144 151V150H143ZM154 151V150H153ZM42 152H44V151H42ZM64 152H66V150L64 151ZM71 152V151H70ZM75 152V151H74ZM107 152V151H106ZM107 152V153H108ZM39 153V152H38ZM129 153V152H128ZM171 153V152H170ZM64 155H65V153H63ZM119 156H118V155ZM39 155V154H38ZM74 155V156H75ZM127 155V154H126ZM161 155V154H160ZM172 155V154H171ZM52 156V155H51ZM50 156V157H51ZM73 156V157H74ZM116 156H118V158H116ZM121 156V157H120ZM148 156V155H147ZM55 156H52V159L54 158ZM64 157V156H63ZM112 157H110V158H112ZM129 157V156H128ZM156 157V156H155ZM48 158V159H47ZM60 158H61V156H60ZM66 158V157H65ZM25 159V158H24ZM40 159V158H39ZM48 161H47V160ZM74 159V158H73ZM105 159H106V157H105ZM112 159V160H113ZM59 160V162L57 163V161ZM69 160V159H68ZM75 160V159H74ZM83 160V159H82ZM71 161H72V159H71ZM78 161V160H77ZM123 161V160H122ZM63 162V163H62ZM104 162H102L103 164H104ZM201 162V161H200ZM42 163H43V165H42ZM51 163V164H50ZM76 163V162H75ZM86 163V162H85ZM85 163H79L81 166L83 165H85ZM106 163H105V165H106ZM50 164V165H49ZM69 164V163H68ZM67 164V165H68ZM87 164V163H86ZM116 165H117V163H115ZM115 164H114V166H115ZM141 164H143V163H141ZM150 164V163H149ZM13 165H19L20 166V168H23V170H24V172L22 173V172H19L18 171V169H17V171H16V168H14V166ZM22 165V166H21ZM65 165V164H64ZM63 165V166H64ZM69 165H71L72 166V164H69ZM74 165V164H73ZM76 165V164H75ZM74 165V166H75ZM80 165H76L77 167H81ZM99 165V164H98ZM107 165H106V167H107ZM117 165V166H118ZM123 165H125V163L123 164ZM7 166H8V168H7ZM19 166H17V168H19ZM86 166V165H85ZM84 166V168H86ZM114 166H112V167H114ZM56 167V166H55ZM55 167L52 165V168H54L55 169ZM91 167H92V165H91ZM111 167V168H112ZM51 168V169H52ZM57 168L58 167H56V170H57ZM83 168V167H82ZM83 168V169H84ZM93 168V167H92ZM82 169V170H83ZM87 169V168H86ZM97 168H95L93 171H95ZM115 170H116V167L114 168ZM119 169V168H118ZM50 170V169H49ZM88 170V169H87ZM120 170V169H119ZM119 170H117V171H119ZM84 171H86V170H84ZM83 171V172H84ZM92 171V170H91ZM112 171H114L113 170V168H112V170H111V172ZM124 171V170H123ZM8 172V173H9ZM53 172H54V170H53ZM55 172H58V171H55ZM78 172V171H77ZM87 172V171H86ZM108 172L109 173H111L109 170H108ZM4 173V174H5ZM7 173V174H8ZM19 173V174H18ZM20 173H22V174H20ZM81 173H82V171H81ZM80 173V174H81ZM122 173V172H121ZM2 174V173H1ZM3 174V175H4ZM7 174H5V175H7ZM14 174V175H15ZM53 174V173H52ZM56 174H58V173H56ZM78 174V173H77ZM83 174V173H82ZM85 174V173H84ZM87 174H88V172H87ZM105 174H107V172L105 173ZM118 174V173H117ZM139 174V173H138ZM4 175V176H5ZM10 176V175H9ZM22 176H24V175H22ZM52 176V175H51ZM105 176V175H104ZM110 176V175H109ZM121 176V175H120ZM57 177V176H56ZM73 177V176H72ZM75 177V176H74ZM73 177V178H74ZM83 178L85 177V176H82ZM81 177V178H82ZM69 178V177H68ZM16 179V178H15ZM47 179H49V178H47ZM46 179V180H47ZM58 179V178H57ZM57 179H55L54 178V176H53V179H52V182H51V186L50 187H48L47 186V191L45 192V190L46 189H44V188H42L43 186H42V184H43V182H42V184L40 185L39 183H40V180H37L36 181V183H38V186L40 185V186H42L41 188H42V190H41V188H40V191L43 193V192H45V194H46V196H43L42 195V197H44V199H45V201H46V206L49 208H53L54 210H57V211H59V212H61L62 211V209H61V207L63 206L64 207V205H65V203L66 202H71L72 203V205L74 206V207H77V206H79V203H77L76 202V197L78 198V195H79V192L78 191H75V189H74V192H73V190H71L72 192H73V194H74V198L72 199V200H69L70 199V197L69 196H71V191H69V189H67V187L65 186V183H63V181L62 182H59ZM72 180H74V179H72ZM79 180V179H78ZM82 180V179H81ZM20 181V180H19ZM19 181H18V183H19ZM26 181H29V179L28 180H26ZM46 182V181H45ZM48 182H49V180H48ZM74 182V181H73ZM81 182V181H80ZM28 183V182H27ZM71 183V182H70ZM75 183V182H74ZM21 183H19L18 184V190H20V191H22V187L23 186H21L20 185ZM33 184V186L34 185H36L35 183H32ZM47 184V183H46ZM140 184V183H139ZM44 185V184H43ZM74 185V184H73ZM138 185V184H137ZM13 186V185H12ZM37 186V185H36ZM37 186V187H38ZM39 186V187H40ZM14 187H15V185H14ZM46 187V186H45ZM70 187V186H69ZM72 188V187H71ZM74 188V187H73ZM72 188V189H73ZM76 188V187H75ZM24 189V188H23ZM43 189H44V191H43ZM0 190H2V192L1 193H7L9 196H10V194L11 195H13V196H15L14 195V188L13 187H11V188H9L7 185H5V184H3L1 181H0ZM17 190V191H18ZM38 190L39 189H37V192H38ZM78 190V189H77ZM131 190V189H130ZM137 189L135 188V191H136ZM40 191L38 192V193H40ZM116 191V190H115ZM129 193H131V192H129ZM67 195V196H65V197H69V199H66V198H64V195ZM81 194V193H80ZM124 194V193H123ZM128 194V193H127ZM132 194V193H131ZM122 195V194H121ZM39 196V195H38ZM80 196V195H79ZM133 196V195H132ZM102 197H104V196H102ZM0 198H2L1 196H0ZM105 198V197H104ZM104 198H102L103 199V201H104ZM132 198V197H131ZM6 199V198H5ZM42 199V198H41ZM122 199V198H121ZM125 199V198H124ZM130 199V198H129ZM43 201V200H42ZM123 201V200H122ZM125 201V200H124ZM41 202V201H40ZM202 202V201H201ZM126 203V202H125ZM130 203V202H129ZM128 203V204H129ZM61 204H62V206H61ZM86 204V203H85ZM84 204V205H85ZM107 204V203H106ZM88 205V204H87ZM86 205V206H87ZM102 205V204H101ZM41 206V205H40ZM103 206V205H102ZM45 207V206H44ZM73 207V208H74ZM89 207V206H88ZM88 207H86V208H88ZM47 208V210H50V211H52L51 209H48ZM79 208H81V207H79ZM82 208H84V207H82ZM102 208H104V207H102ZM122 208V207H121ZM46 209V208H45ZM85 209V208H84ZM90 209V208H89ZM53 210V211H54ZM79 211L78 210V208L77 209H72V211ZM87 210V209H86ZM85 210V211H86ZM50 211H48V212H50ZM83 211V210H82ZM88 211V210H87ZM102 211V213H103V210H101ZM104 211H106L105 209H104ZM55 212V211H54ZM67 212H70V214H73V212H71V211H69V210H67ZM90 212H91V210H90ZM111 212V211H110ZM92 213V212H91ZM107 213V212H106ZM74 214H75V212H74ZM83 214H85V213H83ZM82 214V215H83ZM105 214V213H104ZM103 215V214H102ZM59 216V215H58ZM66 217H67V215H65ZM64 217V216H63ZM63 217L61 218H59V219H63ZM110 218V217H109ZM118 218V217H117ZM175 219V218H174ZM181 220V219H180ZM92 221V220H91ZM162 221V220H161ZM172 221H174V220H172ZM111 223V222H110ZM177 224H175V226H176ZM47 226V228L52 232L51 233V236H52V238H54V240H56V239H59V238H57L56 237V235L53 233V226L52 225H46ZM109 226V225H108ZM174 226V227H175ZM182 226V225H181ZM112 227V226H111ZM169 227V226H168ZM171 227V226H170ZM169 227V228H170ZM104 228V227H103ZM169 228H167V229H169ZM75 229V228H74ZM132 229V228H131ZM173 229V228H172ZM57 231V230H56ZM70 231V230H69ZM134 231V230H133ZM92 232V231H91ZM129 232V231H128ZM180 232H183L182 230L180 231ZM69 233V232H68ZM67 233V234H68ZM81 233V232H80ZM169 233V232H168ZM28 234L30 235V236H32V233L31 232H28ZM85 234H89V233H84V235ZM90 234H92V233H90ZM90 234L89 235H85V237L86 236H88L87 238L88 239H91L92 237L90 236ZM125 234H127L126 232H125ZM129 234V233H128ZM173 234V233H172ZM73 236V234L71 235V234H68V236ZM93 235V234H92ZM111 235H113V233H111ZM137 235V234H136ZM77 236V235H76ZM76 236H74L73 238H74V241H75V239H76ZM117 236V238H118V234L116 235ZM115 235H114V237L113 238H115L116 237ZM139 236V235H138ZM142 236V235H141ZM144 236V235H143ZM160 236V235H159ZM90 237V238H89ZM107 237H109V235L107 236ZM146 237V236H145ZM70 238V237H69ZM72 238V237H71ZM70 238V239H71ZM72 238V239H73ZM96 238V237H95ZM99 238H101V237H99ZM98 238V239H99ZM103 238V237H102ZM111 238H112V236H111ZM130 238V237H129ZM63 239H65V238H63ZM79 239V238H78ZM78 239H76V240H78ZM133 239V238H132ZM167 239V238H166ZM165 239V240H166ZM189 239V238H188ZM81 240H82V238H81ZM92 240V239H91ZM91 240H90V242H91ZM159 240H161V239H159ZM80 241V240H79ZM95 241H96V239H95ZM135 240H133V242H134ZM145 241V240H144ZM76 242V241H75ZM89 242V241H88ZM103 242V241H102ZM116 243H117V241H115ZM124 242V241H123ZM179 242V241H178ZM177 242V243H178ZM92 243H94L93 241H92ZM92 243H90V244H92ZM112 243V242H111ZM115 243V244H116ZM180 243V242H179ZM188 243V242H187ZM97 244H98V242H97ZM96 244V245H97ZM100 244V243H99ZM110 244V243H109ZM129 244V243H128ZM131 244V243H130ZM135 244H136V242H135ZM143 244V243H142ZM87 245V244H86ZM132 245V244H131ZM141 245V244H140ZM101 246H102V244H101ZM170 246V245H169ZM102 247H104L105 248V244H104V246H102ZM108 247V246H107ZM159 247V246H158ZM171 247V246H170ZM169 248V247H168ZM172 248V247H171ZM44 249L48 252V254L49 253H51V251H52V249H51V246L50 245H48L47 246V248H43V247H37V246H33V251H34V253L33 254H42L43 252H44ZM83 249V248H82ZM149 249V248H148ZM165 249V248H164ZM93 250V249H92ZM167 250V249H166ZM101 251H102V249H101ZM164 251V250H163ZM168 251V250H167ZM23 250L22 251H15V252H13V253H11L10 254V256H12V257H14V259H12V260H10L11 262H19V260L23 257L22 256V254H23ZM160 252V251H159ZM71 253V252H70ZM248 253V252H247ZM48 254H47V256H48ZM100 254V253H99ZM40 257V256H39ZM8 258V257H7ZM11 258V257H10ZM35 258H37V257H35ZM3 260H4V258H2ZM16 259H18V260H16ZM25 259V258H24ZM40 259H42L41 257H40ZM16 260V261H15ZM27 260V259H26ZM37 260H38V258H37ZM36 259H35V262L37 261ZM43 261L45 260V258H43L42 259ZM60 260V259H59ZM47 261V260H46ZM46 261H44V262H46ZM38 262H40V261H38ZM44 262H42V264L44 263ZM48 262V261H47ZM46 262V263H47ZM60 262V261H59ZM31 263H32V261H31ZM41 263V262H40ZM49 263V262H48ZM47 263V264H48ZM58 263V262H57ZM34 264H36V263H34ZM53 264V263H52Z\"/></svg>","mask_w":264,"mask_h":264}]
</instances>
